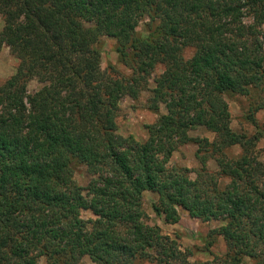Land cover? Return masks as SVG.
Instances as JSON below:
<instances>
[{
  "label": "trees",
  "instance_id": "trees-1",
  "mask_svg": "<svg viewBox=\"0 0 264 264\" xmlns=\"http://www.w3.org/2000/svg\"><path fill=\"white\" fill-rule=\"evenodd\" d=\"M0 15V53L8 46L19 60L0 86V264H39L41 256L48 264H195L149 224L146 191L158 193L157 212L170 223L178 208L225 221L212 233L227 253L200 264H264V162L255 140L233 130L226 98L258 94L256 124L264 0H0ZM144 16L153 26L141 37ZM103 36L117 39L131 77L102 68ZM186 49L194 51L188 59ZM158 65L151 108L167 112L146 140L126 137L119 102L138 98ZM32 80L42 86L30 93ZM198 126L215 134L204 140L201 168H170ZM235 147L241 153L232 156ZM208 153L218 170L208 168ZM76 162L100 180L80 187ZM83 210L95 217L85 220Z\"/></svg>",
  "mask_w": 264,
  "mask_h": 264
},
{
  "label": "rangeland",
  "instance_id": "rangeland-1",
  "mask_svg": "<svg viewBox=\"0 0 264 264\" xmlns=\"http://www.w3.org/2000/svg\"><path fill=\"white\" fill-rule=\"evenodd\" d=\"M250 21V19H248ZM157 23V22H156ZM4 26L3 17L0 15V31ZM153 26V22L147 16L142 17L137 26L139 36H147L149 28ZM264 32V25L262 26ZM99 51L101 52L102 68L108 74H116L125 77H131L133 70L131 65L118 51L117 39L109 36H103L98 43ZM193 49H186L185 57L188 59L193 54ZM131 63V62H130ZM19 60L12 54L8 46H4L0 53V86L8 80L17 70ZM164 70L163 65H158L153 72L149 83L143 86L138 98L124 96L119 102L117 110L118 132L124 136L132 135L139 141H144L148 137V126L154 124L160 114L167 112L166 107L161 105L159 112L151 108L152 90L155 88L154 79L158 77ZM143 84V85H144ZM41 84L36 80H32L28 84V90L33 93L41 88ZM255 97H245L240 94H228L227 101L232 114V128L239 134H246L255 140L257 150L259 152V160L264 162V109L255 113L256 124L252 123L250 117H253V105H258L261 97L258 94ZM256 99V100H255ZM190 141L182 144L172 155L169 167H186L191 171L201 168L199 154L204 155L205 150H208L204 140L213 141L215 134L209 131L204 126H198L190 131ZM241 153L240 147H235L230 150V155L237 156ZM200 155V156H201ZM208 168L211 171L218 170L217 163L210 154ZM74 178L77 184L82 188H87L91 182L100 180V176L92 174L88 166L84 163L76 162L73 166ZM191 177H195V173H191ZM227 179L221 180V185L227 183ZM87 190L83 193L87 194ZM159 195L156 192L146 191L143 195V206L148 215V222L151 225H158L161 228L162 234L176 240L185 252L189 253L190 261L195 264H200L206 261H213L216 256H223L227 253V244L223 237L212 233V230L219 228L225 224L223 220H211L208 222L198 218H193L183 208H178L179 221L170 223L166 220L163 214H158L156 205ZM82 217L85 220L93 219L95 216L91 210H83ZM37 254V252H35ZM86 263H91L88 259ZM39 264H48L46 257H39ZM150 264V263H144ZM243 264H253V260L245 258Z\"/></svg>",
  "mask_w": 264,
  "mask_h": 264
}]
</instances>
